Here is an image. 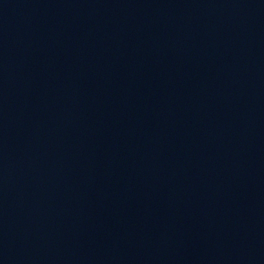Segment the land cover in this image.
<instances>
[{
  "label": "water",
  "instance_id": "obj_1",
  "mask_svg": "<svg viewBox=\"0 0 264 264\" xmlns=\"http://www.w3.org/2000/svg\"><path fill=\"white\" fill-rule=\"evenodd\" d=\"M0 264H264V0H0Z\"/></svg>",
  "mask_w": 264,
  "mask_h": 264
}]
</instances>
